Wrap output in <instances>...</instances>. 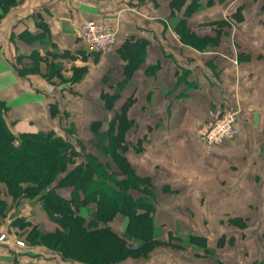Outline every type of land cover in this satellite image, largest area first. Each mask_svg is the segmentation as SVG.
Wrapping results in <instances>:
<instances>
[{"label":"crops","instance_id":"0c3cea01","mask_svg":"<svg viewBox=\"0 0 264 264\" xmlns=\"http://www.w3.org/2000/svg\"><path fill=\"white\" fill-rule=\"evenodd\" d=\"M141 1L21 0L0 23V99L9 106L8 121L16 134L44 130L61 133V128L66 127L61 122L74 118L70 112L76 111L73 105L81 106L79 119L81 116L87 119L88 109L82 106L88 104L85 96L88 90L100 100L104 90L111 91L124 83L122 101L132 97L133 105L144 107L143 112L130 110L128 113L130 121L139 122V138H146L145 160L155 163L150 164V169L145 164L144 170L151 172L158 165L168 168L165 193L154 198L153 234L158 240L170 242L163 245V250L136 260V264H212L202 258L203 252H195L193 258L184 254L179 245L185 238L183 235L195 233L203 238L208 236L207 241L214 243L198 225L205 228L214 221L211 218L230 213L246 216L248 184L258 185L256 180L260 179L259 185H264V168L256 167L253 179L247 174L239 179V188L244 191L239 196L232 194V186L237 182L229 181L230 165L236 164H217L231 159L237 152L240 159L247 158L250 152L259 154L260 159L264 157V0H240L238 6L247 23L243 27V47L239 57L216 62L222 71V83L194 52L180 48L175 34L160 28L163 22L168 23L170 12L166 3ZM226 6L231 8L232 4L229 2ZM209 18L193 21L212 23L222 21L223 17L216 14ZM87 20L117 30V44L112 54L90 52L79 38L80 26ZM129 39L143 41L144 46L142 56H138V67L127 78L121 48ZM73 66L88 68L78 82L71 81ZM47 68L57 72L61 79L56 75L53 82L44 80ZM237 101L241 103L240 138L233 144L207 145L199 137L198 129L213 111L225 103L237 105ZM53 102L63 105L56 115L51 113ZM63 111L69 116L61 117ZM165 160L168 163L161 164ZM225 171L228 173L224 175ZM210 180L213 184H226L217 190L208 189L204 185ZM236 198L239 206L233 204ZM257 199L264 201V195H258ZM191 215L203 219L194 224L187 219ZM125 224L127 218L120 213L110 223L118 234L124 231ZM236 228L225 225L216 239ZM246 243L224 248L222 256L233 257L228 261L231 264L253 263L246 252L252 251L255 243L251 240ZM0 245V263L6 264L2 257L11 247ZM259 251L264 258V252Z\"/></svg>","mask_w":264,"mask_h":264},{"label":"rangeland","instance_id":"374dc122","mask_svg":"<svg viewBox=\"0 0 264 264\" xmlns=\"http://www.w3.org/2000/svg\"><path fill=\"white\" fill-rule=\"evenodd\" d=\"M153 2L155 1L153 0ZM163 2L166 3L167 8H169L170 14L167 16L166 20L168 23L165 24L163 22V24L159 25L160 28L170 34H175L177 41L180 43V48L194 52L195 56L202 62V64L209 68L211 73L222 83L220 79V72L222 73V71L216 62H218L219 59H232L235 55L239 57L238 54L243 47V42H241V40H243L242 35L245 29L243 27L247 23H244L242 8L238 6L240 0H199L200 4H197L196 6L190 5L189 1L182 2L183 4L181 3L182 6L180 7H176V3L173 2V0H163ZM229 2L232 4L231 8H227L226 6ZM155 4L157 3L155 2ZM188 7L190 12L185 14L186 8ZM9 12L3 17V19L7 18ZM176 13L181 15L178 16ZM216 14L218 17H223L220 18L222 21L219 19L212 23L193 21H208L210 19L209 17ZM3 19H1V21ZM184 21H187L188 24H190L189 22L193 23L189 30L185 27V24H182ZM249 43L250 41L248 40V44ZM116 44L111 53H99L103 55L112 54L116 48ZM88 50L90 52L96 51L91 47H88ZM123 52V48H121V58L126 61V65L123 66L124 70L125 66L128 65L135 66L136 69L138 67L137 62L129 61ZM87 71L88 68L87 70H84L80 69V67L73 66L71 81H80ZM56 75L59 78L57 72H52L51 68H47V72L43 74L45 78L44 80H49V83L50 81L53 82L52 79H54ZM129 75L131 74L129 73ZM59 79H61V77ZM106 81L107 79L105 77V82ZM119 86L120 84H117V86L111 89V91L118 89V91L120 90L122 93L123 89H119ZM92 94V90H88V93L85 94L89 99L88 104L82 106V109L85 107L88 109L87 119L83 120L82 116L81 119H79L81 106L73 105V107L75 106L76 111L73 112L70 108V112H72L71 114L74 118L61 122V124H65L66 127L61 128L62 131L59 134H61L66 140L70 141L72 146L79 152H81L80 148L83 146L85 153L93 155L94 158L99 161L102 168H107L108 172L110 171L113 173L118 179H127L131 183L135 182L139 188L134 189L130 187L129 189L134 192L136 197L144 198L147 195L153 199V197L155 198V195L159 197L164 194V190H166L164 183L167 179L165 173L168 168L163 165H158L153 166L154 169H152L151 172L144 170L143 167L145 164H147L150 169V164L155 163H149V160H145V156H147L145 149L146 145L141 140L142 137L139 138V136H141L139 135L141 133V128L139 127L138 120L130 122V125L124 129L125 131L121 132V138L115 137L116 134L119 135L120 133L119 127L122 119L121 114H118V112L125 107L126 100L122 101L121 98L114 102L103 99L97 100L95 94ZM227 104L228 103H225V105H223L224 108H227L228 110H239L237 124L240 130L239 135L231 141L214 145L236 143L241 135V126L239 125L241 118V103L237 101V105ZM60 105L59 108L60 111H62L63 105ZM128 105V113L130 110L141 112L144 110L143 105L136 106L131 103ZM66 108H68V106ZM63 113H61V117L69 116L67 111H63ZM206 122H204L198 129V135L200 138H202L201 130ZM21 134L24 133L18 135ZM122 137H124L125 146H122V143L120 142V139H123ZM207 145L213 146V144ZM50 146L52 147V145L48 144L46 148H49ZM142 147L144 150L141 149L140 151L139 149ZM58 151L61 156L62 149H58ZM39 152L42 153V150L35 149L33 151V153L36 154ZM75 158L78 161H85L84 156L81 154ZM229 160L231 161L229 162ZM229 160L218 162L216 159L217 164H236L234 166L230 165L229 181L232 183L237 182V184L232 186L231 192L232 194H237L239 196V194L244 191L239 188V179H242L245 174L253 179L255 176V172L253 171L256 170V167L259 168L261 166L264 168V164L260 163L264 161V157L260 159L259 154L250 152L248 153L247 158L240 159V155L237 152ZM172 162L175 163L174 161ZM164 163L166 164L168 161L165 160L161 164ZM157 164H160L159 161ZM41 165L44 164H41L37 159H31L24 163L23 168H25V170L27 167L33 168L37 171ZM20 173H23L22 170ZM227 173L228 172L225 171L224 175ZM32 174H34L33 176L31 175L34 182H38L41 180V177L43 178V176H45V174L41 175L39 173ZM211 180L208 182L209 184L207 183L204 185L208 189L216 188L217 190L223 188L226 184H222V186L216 184V182L215 185ZM259 180H256L258 185H252L249 183L247 186L248 193H246L248 194V201H246V205L248 206V214L246 216H234L230 213L226 216H222V218H211L214 221L208 226L205 225V228L202 226L199 228V225L198 227L196 226L201 232H206V235L213 238L214 243L208 242L210 240L208 236H205L209 239L207 241L206 238H203L201 235H196V233L189 236L183 235L185 238L182 240V244L179 245L183 253L194 258L196 256L195 252L201 251L203 252L201 255L202 258L207 262L212 264H231L228 261H232L233 257L228 255H226V257L222 256L224 248L230 249L232 247L247 244L246 242L251 240V242L254 241L255 244H252V251H248L247 249L246 256L249 257V259L251 258L250 260H254L251 264H264V258L262 254H259V250L264 252V201L257 199L258 195H264V185H259ZM124 183L129 184L128 182ZM25 185V183L22 184L23 187ZM124 186L125 185H121L122 188ZM6 188V185H0V244H8L11 247L8 248L9 250L6 249L7 251H5L4 257H2V260L5 261L6 264H94L95 260H98V262L100 261L99 258H101V256H110L113 246L109 241L108 234L99 233L87 238L79 231V228L77 227L79 223L72 220L67 211L61 209L55 204L54 208L56 215L59 216L60 219L55 221L47 215L44 209V201H46V199H44V196L42 195L43 192L46 191V185H44V189H31L29 194L32 195L30 196H19L17 199L12 197ZM144 189L146 190L145 192ZM147 191L148 194H145ZM108 197L110 198L111 196L107 195V198ZM236 199L237 200L233 201V204L239 206V199ZM243 203L244 202L242 201V204ZM232 209H235V207ZM89 213V215H91L93 212L90 211ZM187 219H189L191 223L193 222L194 224H197V222L202 221L203 218L191 215L188 216ZM225 225H231L233 228L237 227L238 229L236 228L235 231L232 230L231 232H223L222 234L225 236L221 238L222 235H219L216 239V235L220 233L219 231H221ZM249 227L251 228L249 229ZM213 230H216V232H213ZM2 236L5 237L4 240H1ZM148 236L145 238H148ZM144 242L145 240L142 238H134L131 241V245L139 246L145 244ZM168 242L170 241H166L165 239L161 241V243L150 244L151 249L145 256H139V253H120L117 257H115V255L113 258L117 261L116 264H136V260L147 257L151 252H159L160 250H163V245L165 246ZM21 243H23L24 246H21ZM1 246L2 245H0V247ZM22 252L26 253L22 254ZM227 252L225 254H227ZM95 264H97V262Z\"/></svg>","mask_w":264,"mask_h":264},{"label":"trees","instance_id":"16d2710c","mask_svg":"<svg viewBox=\"0 0 264 264\" xmlns=\"http://www.w3.org/2000/svg\"><path fill=\"white\" fill-rule=\"evenodd\" d=\"M20 1L0 0V21ZM189 1L193 6L200 4L199 0H173L176 7L182 6V2ZM189 12L188 7L185 14ZM182 24H185L188 30L191 27L187 21ZM143 46V41L129 39L122 46L123 53L129 61L138 62V56H142ZM80 69L87 70V67H80ZM134 70L135 66H125V76L128 78L129 73L132 74ZM123 87L124 83H121L119 89H123ZM119 98H121V91L118 89L115 91L106 90L101 94V99L107 101L114 102ZM133 99L132 97L127 98L125 107L118 112L122 119L119 127L120 133L115 135L116 138H121V132L130 125L131 121L127 114L128 104H133ZM51 109L53 115L61 112L58 102H53ZM220 109L227 108L222 106ZM8 111L9 106L0 99V185H6V189L12 197L17 199L19 196H30L32 195L29 194L31 189H44V185H46V191L42 195L46 199L44 209L50 218L55 221L60 219L56 215L55 204L67 211L72 220L79 223L77 226L79 231L87 238L99 233L108 234L109 241L113 246L111 254L110 256H101L99 262L95 260L94 262L97 264H116L117 261L113 257L115 255L117 257L120 253H139V256H145L151 249L150 244L161 243V240H158L153 234V215L156 210L153 202L154 197L153 199L147 195L144 198L136 197L134 192L129 189L130 187L139 188L135 182L118 179L113 173L108 172L107 168H102L93 155L85 153L83 146L79 152L70 141L55 130L16 134L8 121ZM122 138L120 142L122 146H125L124 137ZM141 140L144 142L146 138L142 137ZM48 144L52 147L46 148ZM35 149L42 150V153H33ZM58 149H62L61 156ZM141 149L144 150L143 147L139 150L141 151ZM79 154L84 156L85 161L76 160L75 157H78ZM31 159H37L44 165H41L37 171L28 167L25 170L24 163ZM32 173L45 174V176L41 177L38 182H34ZM124 182H128L130 185ZM23 183L26 184L24 187ZM120 184L125 186L122 188ZM145 194H148V191ZM107 195L111 197L107 198ZM89 210L93 212L91 215H89ZM118 213L128 219L121 234L114 232L110 225ZM146 235H149L148 238H145ZM134 238L144 239L145 244L132 246L131 241Z\"/></svg>","mask_w":264,"mask_h":264},{"label":"built area","instance_id":"2783aa9c","mask_svg":"<svg viewBox=\"0 0 264 264\" xmlns=\"http://www.w3.org/2000/svg\"><path fill=\"white\" fill-rule=\"evenodd\" d=\"M79 38L92 49L103 54L111 53L117 43L118 32L113 27H102L94 20L82 22ZM238 109H216L201 130V139L207 144H221L239 135ZM5 237H1L4 240ZM21 246H24L21 243Z\"/></svg>","mask_w":264,"mask_h":264}]
</instances>
